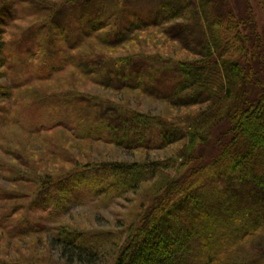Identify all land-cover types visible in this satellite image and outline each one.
Listing matches in <instances>:
<instances>
[{
	"label": "trees",
	"instance_id": "16d2710c",
	"mask_svg": "<svg viewBox=\"0 0 264 264\" xmlns=\"http://www.w3.org/2000/svg\"><path fill=\"white\" fill-rule=\"evenodd\" d=\"M21 1L33 4V0ZM105 1L77 0L76 9L92 5L95 6L94 16H97V20L90 19L92 24L86 20L82 30L79 26L85 19L83 13L78 14L71 9L65 12V7H61L56 13L62 11L59 15H64L63 22L54 19L55 25L52 23L49 31L44 23L46 27L41 26L37 35L41 41L35 38L36 46L33 42L29 46L24 39L25 46H20L21 40L12 49L0 35V67L16 73L12 82L15 79L24 82V79L32 77L28 75L29 71H42L43 65L51 69V75L40 74L32 78L36 79L35 82H48L65 68L73 67L84 77L98 78L95 84L104 89L139 91L174 107L202 108L188 112L183 120H159L128 114L119 121L120 130L110 120L109 110L102 113L95 111L101 103L97 104L89 96L78 98L66 94L40 98L33 107L24 108L26 112L32 110L37 114L36 108H47V114L38 116L36 120V132L40 134L61 129L78 141L103 142L133 151L162 150L184 143L179 156L182 160L180 164L179 159L174 158L144 165L107 163L93 167L89 164L76 169V173L61 175L54 184L61 186L64 182H71L68 185L72 187L73 198L76 201L81 198L82 201L86 200V196L94 199L114 192L118 195L137 193L142 185L154 183L153 203L137 224L125 232L127 238L124 245L115 255L112 253L113 264H253V260L264 264V216L254 215L250 209L254 207L264 211L263 49L257 51L254 58L247 56L251 54L252 47L256 51L255 46L248 36L238 32L240 30L232 18L228 0H111L120 5L119 11L105 10ZM134 5L140 7L135 9ZM41 7L38 4L40 10ZM25 8L27 11L32 7ZM6 12L10 21L2 19L0 22L10 26L19 11ZM175 21L181 22L175 24L171 32L174 28L180 31L172 39L196 59L167 61L164 66H158L147 55L122 59L102 56L95 59H63L60 55L65 51L58 47V39H62L72 52L79 45L80 38L84 44L94 35V41L102 48H116L130 42L138 33L151 29L170 35L162 28ZM74 25H78V28L75 26L76 32L73 31ZM52 30L60 31V36L54 33L53 40ZM250 32L254 33L252 26ZM0 33L5 32L0 30ZM36 49L34 62L28 56ZM257 57L260 63L256 68V63L252 66L251 60L256 61ZM19 58L22 60L21 70L15 71V61ZM253 70L256 74L252 73ZM175 81H180L179 85L174 86L172 93L166 92L164 88ZM15 85L17 89L19 85ZM7 94L4 98L14 99ZM83 102L93 105L86 108L82 106ZM8 115L4 116V120L0 119V143L4 140L2 129L5 127L1 124L7 121ZM54 116L59 117L55 123L49 119ZM81 122L87 124L82 130ZM23 132L30 134V131ZM226 139L222 145L219 143ZM211 144L213 148L219 145L218 155L202 163L200 154L207 151ZM187 165V170L180 173V168ZM84 169H92L93 177L77 174ZM95 170L111 172L114 181L109 182L106 177L99 179ZM174 170L175 174H172ZM82 187L89 194H81ZM244 187H250L251 191L242 190ZM224 218L226 226H223ZM170 228L176 229V238L158 242L159 231ZM38 230L41 228L30 231ZM196 233H199L198 242L194 239ZM114 238L111 232L90 238L64 232L56 241L67 259L66 264H96L104 246Z\"/></svg>",
	"mask_w": 264,
	"mask_h": 264
},
{
	"label": "rangeland",
	"instance_id": "374dc122",
	"mask_svg": "<svg viewBox=\"0 0 264 264\" xmlns=\"http://www.w3.org/2000/svg\"><path fill=\"white\" fill-rule=\"evenodd\" d=\"M32 2L33 4H26L22 3L21 0H0V11L3 10L0 14V20L10 21L6 12L8 10L18 9L19 11L18 17L9 23L10 26L0 22V30L5 32L0 33V35H3V40L10 44L12 49H15V45H19L21 40L20 46H25L24 39L30 46L32 42L34 43L35 38L36 41L39 39L37 35L41 26L46 27L47 25V31H49L54 19L63 22L64 15H59L62 11L56 13L61 7H65V12L72 10L78 14L83 13L85 19L83 22L81 20L80 30L83 29V25H86V20L89 24L93 23V20L90 19L97 20V16H94L95 6L90 5L89 8L76 9L77 0H33ZM228 2L232 18L237 24L236 28L240 30L238 32L248 36L255 46L256 51L252 47V50H249L251 54H247L248 57L254 58L257 51L261 49L264 51V0H228ZM38 4H41L42 11L38 8ZM104 5L107 11L121 10L120 5H115L111 0H106ZM26 6L32 8L26 11ZM134 7L138 9L140 6L134 5ZM32 9L36 11H31ZM179 22L181 21H175L162 28L166 34L169 32L170 35L167 34L166 36L161 30L151 29L147 32L138 33L130 42L116 48H102L96 43L97 41H94L96 35L92 36L94 38H89L88 42L85 41L84 44L80 38L78 40L79 45L75 47L73 52L62 39H58V47L65 51L60 54L63 59L66 57L69 59L83 57L95 59L98 56L122 59L147 55V58H152L158 66L161 64L164 66V62L167 61L194 60L196 56L184 51L181 44L172 39L180 29L174 28L171 32V28ZM44 23L46 25H43ZM53 25L55 24L53 23ZM75 26L78 28V25H74V32H76ZM250 26H252L254 33L250 32ZM54 30L51 32L52 40L55 34L60 36L58 33L60 31ZM75 35L77 34L75 33ZM39 40L41 41V39ZM75 41H77L76 37ZM0 45H2L1 39ZM34 45L36 46V43ZM37 52L38 49L30 53L28 59L31 58L32 61L36 62L35 53ZM1 57L0 55V59ZM259 60L258 57L256 61L252 59L251 65L255 66L256 63L255 67L257 68L260 63ZM21 62L20 58L16 59L17 68L15 71L21 70ZM41 70L29 71L28 75H32V77L24 79V82L20 79H15L12 82L13 74L16 73L12 74L0 67V106L4 107H0V119L4 120L5 115H10L6 117L5 120L7 121L1 124V127H5L2 129L4 140L0 143V264H66L67 259L62 255L61 246L56 241L64 232L86 236L87 238L111 232L115 238L109 245L104 246L96 264H113V255L122 248L126 241L125 232L137 224L138 219L153 203L155 199L154 183L148 182L142 185L141 190L137 193L118 195L114 192L94 197V199H88L86 196V200L80 201L81 198H79L76 201L70 191L72 187L68 185L71 182H64L63 185L56 186L54 181L67 172L76 173L78 171L76 169L89 164L93 167L107 163L144 165L147 162L170 158L179 159L184 143L175 144L162 150L133 151L114 144L78 141L70 133L61 129L40 134L36 132V120L38 116L47 114V108L44 106L36 108L38 114L32 110L26 112L24 108L33 107L40 98L48 95L72 94L78 98L86 95L91 97L89 99H94L97 104L101 103L100 107L95 108V111L102 113L109 110L110 116H112L110 120L114 121V127L121 130L122 127L118 123L128 114L145 115L159 120L175 118H177L176 120H183L188 116V112L201 110L202 107L178 108L165 101L146 96L139 91L116 92L104 89L95 84L98 78L84 77L73 67L65 68L55 79H50L48 82H35L36 79L32 78H36L40 74L51 75V69L46 65H43ZM252 73L256 74V71L253 70ZM179 82H172L164 90L172 93L174 86L179 85ZM15 84L19 85L17 89H15L17 87ZM23 84L26 86L21 87ZM262 84L259 85L261 88L263 87ZM7 92L14 97L13 100L4 98V94ZM89 105L93 104L82 103V106L86 108H89ZM5 112L8 113L5 114ZM18 116L21 117L18 118ZM130 117L132 118V116ZM49 119L55 123L59 117L54 116L49 117ZM68 124L70 125V123ZM80 124L81 130L87 127L86 123L81 122ZM21 128L30 131V134L23 132ZM228 139L219 143L222 145ZM219 145L213 148L211 144L207 151L200 154L202 163L207 162L211 156L218 155ZM181 162L182 160L179 159L178 163ZM188 166L180 168V173L183 170L185 172ZM110 173L109 171L95 170L99 179L106 177L109 182H113L114 179ZM77 174H84L87 178L93 177L92 169L79 170ZM172 174H175V170ZM49 183L52 185L51 187H49ZM242 190L250 192L251 188L244 187ZM46 192L47 194H44ZM80 193L89 194L84 187L80 188ZM6 198L9 199L6 200ZM250 209L253 210L254 215L262 214L264 216V211H258L254 207ZM225 223L226 220L223 221V226H226ZM32 228H41V230L30 231ZM176 233L175 228L163 232L159 231L158 242L173 241L176 238ZM198 235L199 233H196L194 236L197 242ZM262 256L264 258V254ZM253 261V264H260L257 260Z\"/></svg>",
	"mask_w": 264,
	"mask_h": 264
}]
</instances>
